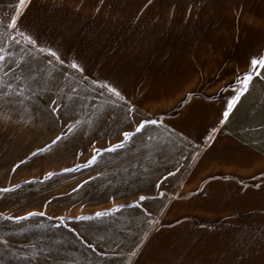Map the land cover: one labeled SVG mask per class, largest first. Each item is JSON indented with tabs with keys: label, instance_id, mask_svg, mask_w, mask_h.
<instances>
[{
	"label": "crops",
	"instance_id": "crops-1",
	"mask_svg": "<svg viewBox=\"0 0 264 264\" xmlns=\"http://www.w3.org/2000/svg\"><path fill=\"white\" fill-rule=\"evenodd\" d=\"M213 40L246 85L187 71ZM0 56V145L117 186L10 264H264V0H0Z\"/></svg>",
	"mask_w": 264,
	"mask_h": 264
},
{
	"label": "rangeland",
	"instance_id": "rangeland-1",
	"mask_svg": "<svg viewBox=\"0 0 264 264\" xmlns=\"http://www.w3.org/2000/svg\"><path fill=\"white\" fill-rule=\"evenodd\" d=\"M201 43H197L196 50L191 49L193 57L186 65L192 76H250L254 66L232 63L227 42L213 40L208 49H199ZM183 68L182 65V71ZM9 133L10 130H5L6 137ZM10 140L3 138L6 143L0 145V254H9L0 257L1 264H10L14 251L46 247L44 237L49 225L44 223L45 217L63 214L72 220L90 216L98 209L92 205L117 196V186L111 184V178L101 177L98 188L93 189V178L79 175L80 171L73 167L75 160L50 159L55 156L44 152L38 155L40 160H16L26 150ZM61 165L67 169L45 173ZM70 232L75 230L63 227V234Z\"/></svg>",
	"mask_w": 264,
	"mask_h": 264
},
{
	"label": "snow or ice",
	"instance_id": "snow-or-ice-1",
	"mask_svg": "<svg viewBox=\"0 0 264 264\" xmlns=\"http://www.w3.org/2000/svg\"><path fill=\"white\" fill-rule=\"evenodd\" d=\"M20 2L23 3V0H20ZM3 59H4V57H3V56H0V60H3ZM253 63L255 64L256 62L254 61ZM261 63H264V61H262ZM250 79H251L250 76L244 78V83H245V85L247 84V81L250 80ZM245 90H246V87H245ZM241 95H243V92H239V91H238L237 96L232 100V102H230V103L228 104V111H225V112L223 113V116H224L225 119L228 118V116H229V112L232 110V108L234 107V105L237 103V101L239 100V98H240ZM152 123H155V121H152ZM136 131H140V128H137ZM59 139H61V138L58 137V138H57V141H58ZM57 141H53V143H56ZM94 159H95V157L93 158V161H89V164H91L92 162H94ZM97 215H100V214L98 213Z\"/></svg>",
	"mask_w": 264,
	"mask_h": 264
}]
</instances>
